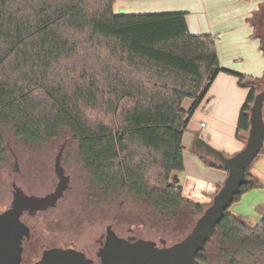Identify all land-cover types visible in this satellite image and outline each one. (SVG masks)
Listing matches in <instances>:
<instances>
[{
    "label": "trees",
    "instance_id": "16d2710c",
    "mask_svg": "<svg viewBox=\"0 0 264 264\" xmlns=\"http://www.w3.org/2000/svg\"><path fill=\"white\" fill-rule=\"evenodd\" d=\"M115 1L0 0V162L5 131L39 144L66 130L100 192L126 193L170 218L183 203L201 213L175 183L188 122L226 72L248 90L236 128L242 140L259 86L221 69L213 37L191 35L184 13L117 15ZM254 182L241 194L261 187ZM214 235L222 260L236 264V254L264 249V216L250 226L228 210Z\"/></svg>",
    "mask_w": 264,
    "mask_h": 264
},
{
    "label": "crops",
    "instance_id": "0c3cea01",
    "mask_svg": "<svg viewBox=\"0 0 264 264\" xmlns=\"http://www.w3.org/2000/svg\"><path fill=\"white\" fill-rule=\"evenodd\" d=\"M116 6L124 11V15L184 13L191 35L213 37L220 68L250 77L260 86L258 92L260 91L264 79V0H116L114 7ZM247 96L248 90L240 87L233 75L220 72L215 77L195 111L206 118L207 124L201 122L200 126L204 129L198 132L188 122L182 139L184 171L188 169L190 178L189 192L200 193L208 186L212 199L218 186L223 184L227 172L207 167L200 159V154L195 151V140L201 138L227 157L243 149L247 133L239 134L242 140H238L236 128ZM190 105L191 101L188 100L183 103L185 109ZM208 160L211 161L210 158ZM250 167L252 179L261 187L248 191L251 196L245 198L249 204L246 207L249 209L247 215H243L242 208L237 203L234 205L238 208L230 211L248 224H251L253 216L258 221L264 214V155H260ZM202 173L207 174L209 179L202 177Z\"/></svg>",
    "mask_w": 264,
    "mask_h": 264
},
{
    "label": "rangeland",
    "instance_id": "374dc122",
    "mask_svg": "<svg viewBox=\"0 0 264 264\" xmlns=\"http://www.w3.org/2000/svg\"><path fill=\"white\" fill-rule=\"evenodd\" d=\"M114 11L116 14L121 12L117 6L114 7ZM262 28L264 31V8L262 11ZM201 122L207 124L206 118L195 112L190 118L189 124L194 131L199 132L204 129L200 126ZM3 138L5 154L0 162V212L6 209L12 201V182L27 195L44 196L52 191L57 183L53 173L54 157L61 150V146L64 145L61 161L66 174L71 176V191L61 207L73 204L75 208L73 217H76L78 212H82L77 220L76 218L75 220L69 219L66 222V216L61 219L62 223H65L64 244L75 242L76 245H80L86 240L93 239L104 231L105 226L111 221L115 230L122 234H126V228H133L138 223L141 225L138 233L142 237L157 238L161 236L168 238L170 241L181 240L191 231L197 218L211 202L208 186H205L200 193L196 192L194 194L188 191L190 185L188 179L190 178H188L187 169L176 173L177 184L182 187V198L186 201L189 200L188 202L200 204L202 212L200 213L197 208L183 203L173 217L162 216L143 200L126 193L120 192L114 196H109V194L106 196L104 193H102L104 194L102 196L96 194L99 193V190L95 191L92 184H89L86 180L87 175L81 166L77 144L66 130H61L54 140L39 144H30L15 137L10 131H5ZM210 160L213 161L211 158ZM214 163L219 166L217 162ZM250 172L251 167L248 168V173L250 174ZM202 177H205L206 180L209 179V176L205 173H202ZM220 186L218 187L220 188ZM86 193L91 195V201H88V203L85 201ZM248 194L250 193L240 194L238 201L234 203L239 204L243 215H247L249 212V209H246L249 204L245 200V198L251 196ZM110 204L112 205V211L104 210V206ZM234 204L230 207L229 212L233 208L234 210L238 208ZM61 207L56 211L60 212ZM59 212L53 211L48 215L54 217ZM250 214L252 215L251 212ZM255 218L253 216L250 219L253 225L257 222ZM77 223H80L79 226H77ZM217 245L218 238L213 235L206 244L205 252L202 255L206 259L203 264H227L222 260ZM235 261L236 264H264V249H260L250 256L236 254Z\"/></svg>",
    "mask_w": 264,
    "mask_h": 264
},
{
    "label": "water",
    "instance_id": "95a60500",
    "mask_svg": "<svg viewBox=\"0 0 264 264\" xmlns=\"http://www.w3.org/2000/svg\"><path fill=\"white\" fill-rule=\"evenodd\" d=\"M118 15H124V11ZM263 109L264 79L262 89L255 95L249 109V129L244 147L233 156H225L201 138L195 140V151L217 162L227 172V177L212 197L209 206L203 210L191 231L181 241L169 248L155 249L153 244L147 241L130 245L110 231L106 246L100 253L102 264H199L197 255L205 251L217 225L235 198L242 193V186H253L255 183L252 178L246 179V169L264 148ZM61 157L62 150L55 157V175L59 182L53 193L45 196L27 195L19 187H14L10 209L0 214V264H18V252L13 255L11 246L18 241L15 236L18 234L16 230L21 227V215H35L53 208L67 190L68 177L60 165ZM177 182L175 176V183ZM38 264H88V261L84 259L83 254L73 249H64L46 253Z\"/></svg>",
    "mask_w": 264,
    "mask_h": 264
},
{
    "label": "flooded vegetation",
    "instance_id": "af4514ba",
    "mask_svg": "<svg viewBox=\"0 0 264 264\" xmlns=\"http://www.w3.org/2000/svg\"><path fill=\"white\" fill-rule=\"evenodd\" d=\"M64 148H65L64 145L61 146L62 153L64 151ZM55 157H54V165H53L54 175H55ZM61 160H62V157H61ZM60 165L64 170V174L68 177V184H69L63 197L57 201L56 205L53 208H49L45 211L38 212L35 215H29L28 213H23L21 217L19 218V223L21 224V227L18 230H16L18 234L15 236V238H18V241L11 246L13 249V255H16V252H18V264H38L39 262H41V260L43 259L46 253L50 251H54V250H64V249H73L83 254L84 259L88 261V264H102L100 253L106 246L108 232L110 231H112L118 239L124 240L130 245L135 244L138 241H147V242L152 243L155 249L169 248L173 246L174 244H176L177 242L182 240L181 239V240L170 241L168 238L161 237V236L157 238L142 237L138 233L141 228V225L138 223L133 228H126V231H125L126 234H122L115 230L113 223L111 221V223H108L105 226L104 231H102L97 237L93 239L86 240L80 245H76L75 242H69V243L64 244L65 223H62L61 219L64 216H66L67 217L66 222L69 219L75 220L76 218L77 220V218L81 216L82 212L81 211H80L81 213L78 212L76 214V217H73L74 210H75L73 204H68V206L66 207H61L64 204L69 192L71 191V176L70 174H66V171L64 167L62 166V161H60ZM16 170H17V166H16ZM85 178L89 182V184H92V186L94 187V190L97 191L98 189L94 186L93 181L89 179V177H85ZM56 179H57V183L52 189V191H50L49 193L45 195L51 194L55 191V188L59 182L57 177ZM246 179H249V178L246 177ZM15 186L17 185L12 182L11 183L12 194L14 192ZM102 193L103 192L99 191V193H96V194H99L100 196H102L104 195ZM86 194H87L86 195L87 197L85 201H87L88 203V201H91V195L90 193H86ZM108 194L109 196H111L110 193ZM108 194H105V195L107 196ZM94 202H97V201H94ZM234 203L235 201L233 202V204ZM95 204L98 205L99 203H95ZM10 207H11V202H10V205L6 209L0 212V214L10 209ZM59 207H61L60 212L56 211ZM104 210H108L111 212L112 205L110 204V205L104 206ZM53 211L59 212V213L54 217H49L48 214ZM263 216L264 214L260 217V219L254 225H256ZM79 224L80 223H77V226H79ZM246 224L248 223L246 222ZM252 225L253 224H251L250 226ZM6 248L8 249L9 246H6ZM10 252H11V248H10ZM10 252L7 251V253H10ZM204 252H201L197 255L196 259L199 262V264L204 263L201 261V256H200L201 254L203 255Z\"/></svg>",
    "mask_w": 264,
    "mask_h": 264
}]
</instances>
